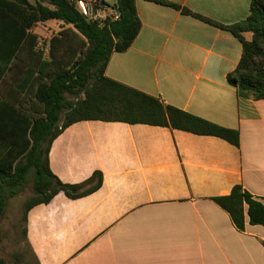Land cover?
<instances>
[{
	"label": "crops",
	"instance_id": "1",
	"mask_svg": "<svg viewBox=\"0 0 264 264\" xmlns=\"http://www.w3.org/2000/svg\"><path fill=\"white\" fill-rule=\"evenodd\" d=\"M161 1L221 25L244 20L251 2ZM135 9L140 32L129 49L111 55L105 75L238 130L240 146L145 124L88 120L68 126L51 143V172L67 184L100 172L103 182L81 198L59 193L29 210L26 240L35 264H264V227L246 218L239 232L211 200L239 184L264 203V98L239 101L226 80L240 60V42L170 6L135 0ZM56 25L46 21L30 30L45 58ZM16 53L14 60L0 50V154L9 132L20 130V111L38 108L28 93L38 76L26 64L33 53Z\"/></svg>",
	"mask_w": 264,
	"mask_h": 264
},
{
	"label": "trees",
	"instance_id": "2",
	"mask_svg": "<svg viewBox=\"0 0 264 264\" xmlns=\"http://www.w3.org/2000/svg\"><path fill=\"white\" fill-rule=\"evenodd\" d=\"M148 1L170 6L237 38L242 53L236 68L227 74V83L235 88L239 101L264 98V0H251L248 16L233 25L218 24L170 2ZM112 6L119 18L98 25L85 19L70 0H0V50L9 51L14 60L19 56L16 52H32L26 64L38 74L32 85L31 80L28 83V93L38 108L31 114L29 109L20 111L24 117L20 130L9 132L5 139L8 146L0 154V221L7 199L20 193L29 175H33V196L23 206L26 243L27 214L32 207L49 203L59 193L78 199L102 185L100 172H94L83 183L67 184L49 168L51 143L76 122L97 120L167 127L218 137L240 146L238 130L164 104L157 97L105 75L111 55L129 49L141 29L135 0H114ZM46 21L60 22L62 26L50 38L45 58L44 48L34 49L37 37L30 30ZM244 33H250L251 38L245 39ZM211 200L227 212L239 232L245 230L246 218L249 225L264 227V203L241 185L233 186L228 195ZM0 264H6L1 257Z\"/></svg>",
	"mask_w": 264,
	"mask_h": 264
},
{
	"label": "rangeland",
	"instance_id": "3",
	"mask_svg": "<svg viewBox=\"0 0 264 264\" xmlns=\"http://www.w3.org/2000/svg\"><path fill=\"white\" fill-rule=\"evenodd\" d=\"M61 24L54 26V33H59ZM73 99L74 97H69ZM33 175L20 193L7 199V205L0 221V257L6 264H35L34 258L23 236L24 203L33 196Z\"/></svg>",
	"mask_w": 264,
	"mask_h": 264
},
{
	"label": "built area",
	"instance_id": "4",
	"mask_svg": "<svg viewBox=\"0 0 264 264\" xmlns=\"http://www.w3.org/2000/svg\"><path fill=\"white\" fill-rule=\"evenodd\" d=\"M74 3L78 12L88 21L98 25L108 20H117L119 12L113 8L114 0H70Z\"/></svg>",
	"mask_w": 264,
	"mask_h": 264
}]
</instances>
